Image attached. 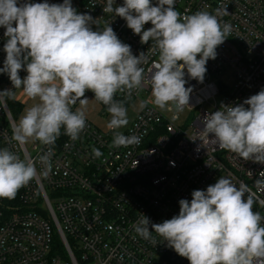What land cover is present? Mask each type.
Returning a JSON list of instances; mask_svg holds the SVG:
<instances>
[{
	"label": "built area",
	"instance_id": "built-area-1",
	"mask_svg": "<svg viewBox=\"0 0 264 264\" xmlns=\"http://www.w3.org/2000/svg\"><path fill=\"white\" fill-rule=\"evenodd\" d=\"M46 2L61 4L63 0ZM151 2L157 4V0ZM71 3L78 14H88L96 21L90 24L93 31H102L109 24L134 56L144 53L141 67L150 79L152 62L158 60V51H152L153 41L141 43V36L134 34L123 18L105 13L106 0ZM123 3L115 0L113 7ZM175 7L182 16L219 12L221 24L228 23L232 29L216 48V58L208 60L203 82L191 79L185 71V87H191L192 92L183 109L198 111L197 116L191 115V123L175 125L148 103L140 102L142 93L152 98L151 86L145 83L130 94L118 91L114 96L126 109L140 102L139 112L123 132L140 137L138 145L112 147L113 131L95 126L88 118L75 141L61 132L51 146L39 141L19 144L13 139L17 122L8 96H0V149L8 148L21 159L31 160L36 168V176L15 198H0V264H190L161 237L153 233L155 243L145 240L133 226L142 215L151 223L171 219L179 214L181 199L191 201L193 190H206L221 176L237 188L246 185L256 201L253 211L264 216L260 203L264 201V184L257 183L264 180V163L244 160L198 139L203 129L200 121L206 114L222 105L241 104L264 89V0H176ZM151 27L148 22L143 30ZM5 30L0 27V68L6 59ZM229 71L234 79L230 89L220 80ZM25 72L19 71L21 79ZM6 90L16 91L9 76L0 73V93ZM85 95L95 98L91 90ZM76 104L71 106L73 111ZM49 147L51 170L45 175L39 156ZM93 148L102 155L94 157ZM261 224L264 226V221Z\"/></svg>",
	"mask_w": 264,
	"mask_h": 264
},
{
	"label": "clouds",
	"instance_id": "clouds-1",
	"mask_svg": "<svg viewBox=\"0 0 264 264\" xmlns=\"http://www.w3.org/2000/svg\"><path fill=\"white\" fill-rule=\"evenodd\" d=\"M114 3L106 0L103 11L123 18L141 36V43L154 42L152 51H158V60L152 62L150 79L141 67L144 53L134 56L109 24L93 31L90 24L96 21L88 14H78L71 0L61 4L0 0V27L6 29V59L0 73L9 76L15 89L38 101L25 109L14 127L16 142L25 144L31 139L51 146L62 127L73 141L79 139L86 127L83 109L88 103L81 98L91 90L111 116L107 124L114 134L111 146L138 145L140 137L118 131L127 126L128 116L123 104L114 100L115 94H130L147 83L152 104L161 110L173 104L182 111L192 92L185 87V71L191 79L203 82L208 60L216 58V48L232 30L230 24H221L219 12L182 16L176 0H157L156 5L151 0H124L117 7ZM148 22L152 27L143 30ZM21 69L27 72L23 80ZM0 96L12 97L14 92L6 90ZM77 101L81 107L73 111L71 106ZM200 122L203 129L198 139L203 144L264 163V89L241 104L222 105ZM92 152L96 158L102 155L96 148ZM51 156V147L39 156L45 175L51 170ZM35 176L31 160L21 159L8 148L0 149V198H15ZM257 183L264 184V180ZM191 195V201H179L178 215L162 223H151L142 215L133 226L135 232L153 243L155 233L190 264H264V216L253 211L256 201L246 185L237 188L221 176L214 185L193 190ZM260 203L264 207V201Z\"/></svg>",
	"mask_w": 264,
	"mask_h": 264
},
{
	"label": "rangeland",
	"instance_id": "rangeland-1",
	"mask_svg": "<svg viewBox=\"0 0 264 264\" xmlns=\"http://www.w3.org/2000/svg\"><path fill=\"white\" fill-rule=\"evenodd\" d=\"M23 76L24 77H22V78L24 79L27 76V72ZM220 80L223 83H225L229 89L234 84V79H233V76H232L230 71L227 72L224 76H222V78ZM140 98H141L140 102L144 101L145 103H148L150 106L157 109L162 115H164L171 123H174L175 125H178V126H185L188 123H191L194 120V119H190L191 115H193L195 117L198 114V111H191L188 108H185L182 111L177 110L174 108L173 104H169V106L167 107L166 110H161L150 102L152 100V98L149 97L148 95H145L142 93L140 95ZM220 99H221V94L218 95V100H220ZM133 105L127 109V116H128L127 126L121 128V129H118V131H120L122 133L131 125L133 119L135 118V112H134L135 108L133 107ZM171 107H172V109H170ZM209 108L210 107L208 106V109ZM32 142H33V140H30V141L28 140L27 145H30ZM29 149L31 152H33L32 147H29Z\"/></svg>",
	"mask_w": 264,
	"mask_h": 264
},
{
	"label": "crops",
	"instance_id": "crops-1",
	"mask_svg": "<svg viewBox=\"0 0 264 264\" xmlns=\"http://www.w3.org/2000/svg\"><path fill=\"white\" fill-rule=\"evenodd\" d=\"M26 74V72H25ZM24 74V75H25ZM24 77V76H23ZM23 80V78H22ZM23 87V86H21ZM14 99H16L17 101L21 102L23 105V108L18 116V119L16 120L17 124L19 123V119L20 117L24 114L25 109L27 107L32 106L34 103L38 102V101H33L30 98H28L22 91V89H16L15 93H14ZM88 99V103L87 105L84 107V112H85V116L86 118H88L89 120L92 121V123L101 128V129H107V124L109 123L111 116L110 114L107 112V109L103 108L98 101L91 95H85L84 97H82L81 99ZM81 105L79 104V101L76 104V109L80 108ZM133 107L135 108V117L136 114L139 112L140 110V102L136 101L133 105ZM135 119V118H134ZM133 119V120H134ZM31 139H29L30 141Z\"/></svg>",
	"mask_w": 264,
	"mask_h": 264
},
{
	"label": "trees",
	"instance_id": "trees-1",
	"mask_svg": "<svg viewBox=\"0 0 264 264\" xmlns=\"http://www.w3.org/2000/svg\"><path fill=\"white\" fill-rule=\"evenodd\" d=\"M78 102V101H77ZM7 103H8V106L11 110V113L14 117L15 120L18 119V116L23 108V105L21 102L17 101L16 99H14V97H7ZM61 132L64 133V128L62 127L61 128ZM56 243H58L59 245V239L56 241ZM61 243V242H60Z\"/></svg>",
	"mask_w": 264,
	"mask_h": 264
}]
</instances>
